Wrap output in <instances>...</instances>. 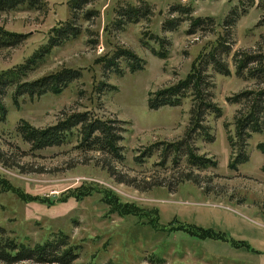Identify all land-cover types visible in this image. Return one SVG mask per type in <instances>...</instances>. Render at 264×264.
<instances>
[{
	"label": "rangeland",
	"instance_id": "1",
	"mask_svg": "<svg viewBox=\"0 0 264 264\" xmlns=\"http://www.w3.org/2000/svg\"><path fill=\"white\" fill-rule=\"evenodd\" d=\"M129 6L149 12L136 24L118 27V10ZM174 6L190 8L192 18L212 21L193 34L187 33L189 21L164 31L173 18H187L171 13ZM232 10L236 18L224 26ZM83 11L92 16L84 20L75 10L80 36L52 48L26 80L65 69L79 70L80 78L59 94L15 103L8 89L1 97L7 117L0 123V226L9 237L28 244L63 232L80 246L74 264H224L215 257L252 253L234 250L224 241L200 240L196 227L250 245L264 262V126L247 140L248 161L230 170L238 150L230 147L228 138L234 141L235 116L248 107L227 101L263 88L236 76L233 57L264 55V0H88ZM71 19V0H43L40 10L0 12V28L26 35L20 45L0 51V76L23 65L48 44L54 28ZM118 50L144 60V69L130 73L119 61L121 77L105 73L104 60ZM217 52L229 75L206 66L202 87L222 113L204 117L211 141L195 136L191 144L195 154L215 160L216 168H191L184 154L176 155L177 160L162 155L163 146L136 161L145 148L179 141L189 128L192 93L181 106L158 110H149V94L185 79L207 55ZM101 83L115 90L106 91L105 86L99 92ZM84 111L126 122L122 163L81 152L75 141L31 151L15 130L21 122L42 129ZM186 176L198 182L184 180Z\"/></svg>",
	"mask_w": 264,
	"mask_h": 264
},
{
	"label": "trees",
	"instance_id": "2",
	"mask_svg": "<svg viewBox=\"0 0 264 264\" xmlns=\"http://www.w3.org/2000/svg\"><path fill=\"white\" fill-rule=\"evenodd\" d=\"M88 0H71L72 19L63 26L56 27L52 30L48 44L36 51L26 62L19 68L8 71L0 76V123H4L7 117V110L1 102V97L5 95L8 89L11 90L12 100L17 103L20 98L40 97L45 94H59L69 84L77 81L81 72L75 69H65L56 73L45 75L41 78L28 81V74L37 68L49 54L52 48L59 47L65 42L76 39L81 34V29L75 26V10L82 12L83 19L89 20L92 12L83 11ZM43 0H0V12L14 11L18 8H26L27 10H40ZM148 9L141 7L129 6L118 10L119 20L118 27L125 24H136L148 14ZM171 13H177L179 16H185L186 19L173 18L166 22L163 26L164 31H175L184 21H189L188 34H193L211 18L207 20L203 18H192L190 16V8L182 6H174ZM236 18L235 10L224 19V26H231ZM26 39L25 34L15 33L0 28V51L4 49L14 48L20 45ZM145 44L144 40H141ZM223 51V50H221ZM224 52V51H223ZM220 54L212 53L207 55L204 61L200 62L197 70L179 81L175 85L160 89L149 94L147 106L149 110H158L161 107H178L181 106L183 100L188 97V93H192L193 101L190 109L189 128L184 137L176 142L164 143L158 142L145 148L138 156L136 161H143L153 155L154 151L160 150L162 147V155L175 156V160L180 154H184L187 163L191 168L196 170H206L208 168H216L217 163L206 156L197 155L191 147L195 136L210 140L211 136L208 127L204 126L203 121L206 115L215 117L221 116V109L216 106L209 94L204 93L203 72L206 66H211L213 71L218 75H229L227 65L218 58ZM235 74L239 78L246 80H255L258 85L263 86L257 92H242L227 99L231 105H243L248 107V112L240 110L235 116L234 141L228 138L230 147L238 150L237 154L228 164L230 170L236 171L237 167L246 163L249 159L245 148L247 140L252 134H258L264 126V55H234ZM123 61L130 73H134L144 69V60L137 57L130 51L118 50L114 55L104 60L103 70L105 73L113 72L121 77L123 72L118 67V62ZM108 86L101 83L98 86L99 92ZM106 91H113V86H108ZM126 122L119 119H103L93 116L88 111L75 112L58 120L55 124L39 129L26 122H21L16 126V133L23 142L29 145L31 151H41L47 148L61 147L72 141L77 143L76 148L81 152H96L102 154L108 159L122 163L124 161V148L121 142L124 140L126 133ZM194 136V137H193ZM183 156V155H180ZM111 175L114 172L111 171ZM184 180H191L194 183L198 181L186 176ZM119 183L122 180H118ZM169 186V185H168ZM152 187V186H151ZM147 187L146 189H149ZM144 189V188H143ZM199 232L197 238L200 240H219L230 241L221 232H215L210 229L196 227ZM235 247L249 248L244 242H234ZM80 246L72 244L69 237L63 232H57L43 242L28 244L19 241L17 238L9 237L6 230L0 226V263L2 264H18L21 262H32L34 264H74L79 258ZM153 261V260H150Z\"/></svg>",
	"mask_w": 264,
	"mask_h": 264
},
{
	"label": "crops",
	"instance_id": "3",
	"mask_svg": "<svg viewBox=\"0 0 264 264\" xmlns=\"http://www.w3.org/2000/svg\"><path fill=\"white\" fill-rule=\"evenodd\" d=\"M226 243H230L232 249L237 250L239 248H243L248 252H252L251 254H239V253H223L222 256H217L215 257V261H222L224 264H264L263 261L259 260V254L257 250L251 248L249 245V248H244V247H235L232 242L227 241ZM226 252V251H225ZM258 253V254H257Z\"/></svg>",
	"mask_w": 264,
	"mask_h": 264
}]
</instances>
